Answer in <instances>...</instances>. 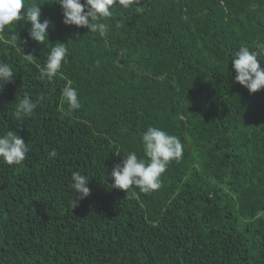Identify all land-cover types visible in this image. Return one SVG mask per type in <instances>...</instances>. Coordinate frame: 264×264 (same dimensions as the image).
Segmentation results:
<instances>
[{
	"label": "trees",
	"instance_id": "trees-1",
	"mask_svg": "<svg viewBox=\"0 0 264 264\" xmlns=\"http://www.w3.org/2000/svg\"><path fill=\"white\" fill-rule=\"evenodd\" d=\"M25 2L51 25L48 45L30 22L0 33V62L16 72L0 89V134L30 148L20 165L0 160V264H264V89L236 82L231 63L264 43V0H141L142 12L114 9L103 37L65 25L55 0ZM59 42L68 64L39 79ZM68 81L81 102L71 115ZM25 93L43 99L17 121ZM149 126L178 137L183 156L158 190L126 195L112 168L129 152L147 160ZM73 171L91 190L76 207Z\"/></svg>",
	"mask_w": 264,
	"mask_h": 264
},
{
	"label": "clouds",
	"instance_id": "clouds-1",
	"mask_svg": "<svg viewBox=\"0 0 264 264\" xmlns=\"http://www.w3.org/2000/svg\"><path fill=\"white\" fill-rule=\"evenodd\" d=\"M63 10V23L85 27L89 32L105 36L109 26L102 22L111 17L116 8L132 9L142 12L141 0H55ZM41 7L37 3L26 4L25 0H0V33L6 28L17 24L18 21L30 22L29 37L38 44L48 45V29L51 21H41ZM121 27V25H117ZM69 49L66 43H55L46 55L44 67L40 68L39 79L52 82L68 64ZM28 60L32 55L27 56ZM235 71L234 79L246 87L250 93L264 89V43H257L255 49L241 45L235 50L231 59ZM16 72L13 67L0 62V89L5 83L12 82ZM61 96L68 105V114L81 108L77 90L68 81L61 89ZM33 100L25 93L16 104L13 116L17 121H25L34 115L40 100ZM144 158H139L136 152H129L122 156V160L112 168L113 183L111 187L124 190L126 195H135L133 187L145 194L158 190L162 186L161 176L166 172L170 162H179L183 156V145L180 139L166 131L149 126L141 137ZM30 148L28 143L16 132L8 130L0 134V160L8 165H20L26 159ZM119 154V153H117ZM55 158V149L48 153ZM88 176L80 171L71 174V188L75 191L77 200H72L71 206L76 207L78 200L90 195Z\"/></svg>",
	"mask_w": 264,
	"mask_h": 264
}]
</instances>
